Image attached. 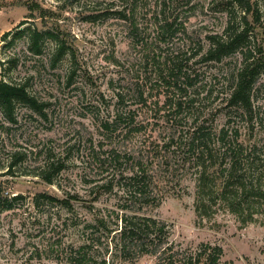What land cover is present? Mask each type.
Returning a JSON list of instances; mask_svg holds the SVG:
<instances>
[{
	"label": "rangeland",
	"instance_id": "obj_1",
	"mask_svg": "<svg viewBox=\"0 0 264 264\" xmlns=\"http://www.w3.org/2000/svg\"><path fill=\"white\" fill-rule=\"evenodd\" d=\"M230 1L0 0V64L3 63L4 71L2 74L0 67V80L24 84L40 104H46V116H41L24 103H16L14 122H10L0 108V183L5 195L22 194L27 198L15 210L1 216L0 264H65L62 257L56 258L51 252V246L59 241L61 250L70 242H78L74 219L61 226V221L55 219L57 211L54 209L52 215L34 209L31 199L37 194L48 193L59 198L74 196V213L79 217H89L92 205L121 210L119 192L114 190L97 197V189L93 188L102 184L112 171L106 172L107 165L101 164L104 156L114 145L126 152V160L139 158L141 153L150 156V142L170 132L160 118L163 113L155 115L154 107L151 112L145 107L140 111V119L151 124L146 134L126 142L118 138L112 141L101 129V121L112 116L115 91L127 82L142 79L149 88L147 93L153 96L151 102L159 99L160 92L156 93L155 89L156 69L146 66L144 60L148 55L137 42H150L165 21H173L180 30L169 46L162 44L157 50L161 62L168 51L184 54L207 49V36L222 35L230 12L237 17L243 15L238 7L228 5ZM251 4L252 12L258 10L260 18L258 23L251 24L252 33L261 39L264 0H251ZM42 14L44 19L39 18ZM132 21L137 24L139 40L133 39ZM19 26L20 29L59 31L68 55L55 61L53 54L57 44L48 36L40 43L41 55L30 52L27 37L18 38L13 46H7L8 41H2L1 36L8 31L15 33ZM11 60H15V66ZM239 62L238 54L221 64L205 63L201 56L191 59L189 65L195 70L197 84L189 87L184 97L187 103L184 131L192 130L196 121H208L218 129L223 127L226 122L224 97L221 89L211 88V84L221 80L224 70ZM263 84L264 74L259 76L256 87ZM208 90L213 94H208ZM257 96L254 105L256 109L261 107V123L239 124L247 143L264 135V93ZM128 105L139 108L130 99ZM149 135L152 137L147 138ZM142 138L150 142L140 145ZM101 145L103 148L99 151ZM48 148L68 158V168L57 177L55 185H48L35 176L44 160L38 151ZM18 152L24 159L11 175L8 165L12 155ZM168 157V164L154 166L155 190L160 202L146 209L147 215L164 221L169 227L170 239L183 247L211 243L222 247L224 264H264V218L258 216L256 222L244 227L234 215L219 209L212 218L199 219L194 207V177L185 173L173 154ZM87 181L92 183L87 184ZM60 215L63 220L71 216L64 211ZM36 248L41 256L36 254ZM116 264H154V261L145 257L135 263Z\"/></svg>",
	"mask_w": 264,
	"mask_h": 264
},
{
	"label": "trees",
	"instance_id": "obj_2",
	"mask_svg": "<svg viewBox=\"0 0 264 264\" xmlns=\"http://www.w3.org/2000/svg\"><path fill=\"white\" fill-rule=\"evenodd\" d=\"M228 5L238 7L243 15L237 17L230 12L222 35L207 36V49L200 48L196 52L192 50V53L186 51L182 53L184 56L180 52L168 51L161 62L156 55L157 50L162 44L169 46L180 30L173 21H165L159 27L157 36L150 42H137L148 55L144 60L146 66L152 65L156 69L155 89L156 93L160 92L159 99L151 102L153 96L147 93L149 88L142 79L127 82L126 86L115 91L116 103L110 114L112 116L101 121V129L112 141L118 138L126 142L146 134L151 124L140 119V111L145 107L147 112H151L154 107L155 115L163 113L160 118L165 121L170 132L164 138L152 142L146 138L139 140L140 145L150 142V156L141 153L139 158L126 160V152L114 145L107 156H104L106 159L100 160L101 164L107 165L106 172L110 169L112 171L102 184L93 186L97 189L95 194L98 197L116 190L121 194V210L96 208L92 205L89 217H79L74 213V196L59 198L40 193L32 197L34 209H42V213L50 215L53 209L57 211L54 216L61 221V226L75 220L78 242H70L69 246L59 250L61 244L59 246L58 241L55 242L56 246L53 244L50 248L57 255L56 258L62 257L65 264L135 263L145 257L151 258L154 264H224L222 247L204 242L183 247L170 239L169 227L164 221L145 212L148 208L158 206L160 202L155 190L154 166L168 164V155L171 154L178 159L185 173L194 177V207L199 219H210L219 209L234 215L244 227L256 222L258 216L264 218V135L247 143L242 138L239 127L241 122L261 123V107L256 109L254 101L258 94L264 93V84L256 87L259 76L264 74V32L261 39L253 36L254 28L251 24L258 23L260 18L258 10L252 12L251 0H231ZM43 16L45 17L42 14L39 18L44 19ZM132 22L133 39H136L138 27ZM20 27H17L15 33H4L1 40L8 41L7 46H13L18 38L27 37L30 52L41 55L40 43L48 36L57 44L53 54L55 61L68 55L64 40H60L59 31ZM235 54L240 56V62L233 68L224 70L221 80L211 84V88L221 89L220 94L224 97L225 124L218 129L208 121H196L192 130L184 131L182 125L184 107L187 104L184 103V97L189 87L197 84L195 70L189 65L191 59L201 56L205 63L221 64ZM11 62L13 66L16 65L15 60ZM0 67L3 74V63ZM207 93L213 94L209 90ZM161 97L164 98L163 103ZM129 99L139 105V108L128 105ZM18 102L24 103L37 114L46 116V104H40L24 84L1 79L0 108L10 122L15 121L12 115ZM150 135L147 138H151ZM102 148L101 145L99 151ZM38 155L44 160L38 166V174L35 176L48 185H55L57 177L68 168V158L55 153L51 148L40 149ZM22 156L20 152L12 155L8 165L9 174H15V169L24 159ZM3 191L0 183V219L3 213L15 210L19 203L27 200L22 194L11 197ZM63 211L71 216L63 220L60 215ZM35 250L36 254L40 252L37 248ZM33 254L32 252V256ZM38 255L41 256V253Z\"/></svg>",
	"mask_w": 264,
	"mask_h": 264
}]
</instances>
